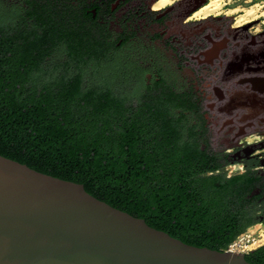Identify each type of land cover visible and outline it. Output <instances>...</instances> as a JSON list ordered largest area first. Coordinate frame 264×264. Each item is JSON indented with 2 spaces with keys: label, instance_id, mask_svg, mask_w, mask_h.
Segmentation results:
<instances>
[{
  "label": "trees",
  "instance_id": "trees-1",
  "mask_svg": "<svg viewBox=\"0 0 264 264\" xmlns=\"http://www.w3.org/2000/svg\"><path fill=\"white\" fill-rule=\"evenodd\" d=\"M130 81L108 25L63 0H0V155L184 243L226 250L256 222L264 178L251 167L215 174L225 162L201 113ZM245 259L264 264V244Z\"/></svg>",
  "mask_w": 264,
  "mask_h": 264
},
{
  "label": "flooded vegetation",
  "instance_id": "flooded-vegetation-1",
  "mask_svg": "<svg viewBox=\"0 0 264 264\" xmlns=\"http://www.w3.org/2000/svg\"><path fill=\"white\" fill-rule=\"evenodd\" d=\"M63 1L76 14L108 25L143 95L179 97L201 113L209 148L225 162L215 174L230 178L251 167L264 178V151L257 152L264 148V33L248 36L249 20L236 24L229 13L196 14L206 0L163 6L160 0ZM239 163L243 171L228 175L227 165ZM260 194L257 185L248 197ZM257 203L254 219L261 223L264 194Z\"/></svg>",
  "mask_w": 264,
  "mask_h": 264
},
{
  "label": "water",
  "instance_id": "water-1",
  "mask_svg": "<svg viewBox=\"0 0 264 264\" xmlns=\"http://www.w3.org/2000/svg\"><path fill=\"white\" fill-rule=\"evenodd\" d=\"M0 264L252 263L184 243L80 183L0 155Z\"/></svg>",
  "mask_w": 264,
  "mask_h": 264
},
{
  "label": "rangeland",
  "instance_id": "rangeland-1",
  "mask_svg": "<svg viewBox=\"0 0 264 264\" xmlns=\"http://www.w3.org/2000/svg\"><path fill=\"white\" fill-rule=\"evenodd\" d=\"M206 2H209V0H206ZM250 6L254 7L255 10V16L248 18V22H246L247 25H249L248 33L247 35H256L258 33H264V0H223L222 6L220 9H218L217 12L220 13H229L232 14L236 19H239V15L243 14L244 12L241 9L248 8ZM237 7L240 8L236 12H230V9ZM215 13V12H214ZM246 20V21H247ZM244 22H236V24H242ZM245 24V25H246ZM132 82V80L130 81ZM131 84V83H130ZM263 149H260L258 147V153L263 152ZM264 171V164L261 166ZM228 169L227 174H235V173H241L243 169L245 168L241 163L239 164H232L227 165L226 167ZM237 241H242L243 245L245 246L246 251H251L259 246L264 244V221L255 223L254 225L250 226L245 230V232L241 235H239L237 238ZM256 246V247H255Z\"/></svg>",
  "mask_w": 264,
  "mask_h": 264
},
{
  "label": "bare ground",
  "instance_id": "bare-ground-1",
  "mask_svg": "<svg viewBox=\"0 0 264 264\" xmlns=\"http://www.w3.org/2000/svg\"><path fill=\"white\" fill-rule=\"evenodd\" d=\"M222 1L223 0H209L205 5L201 7V9L196 12V14H208L212 12H217L218 9L221 8L222 6ZM231 1V0H228ZM171 0H160L158 3V6H163L167 3H170ZM238 9L237 7H234L230 9V12H236ZM244 13L240 14L238 17L239 19L237 20L238 23L240 22H245L248 18L255 16V10L253 6H250L248 8L241 9ZM264 13V12H263ZM256 247V246H255Z\"/></svg>",
  "mask_w": 264,
  "mask_h": 264
},
{
  "label": "built area",
  "instance_id": "built-area-1",
  "mask_svg": "<svg viewBox=\"0 0 264 264\" xmlns=\"http://www.w3.org/2000/svg\"><path fill=\"white\" fill-rule=\"evenodd\" d=\"M244 248L245 246L243 245L242 241H237V239H235L226 250L236 253H248L249 251H246Z\"/></svg>",
  "mask_w": 264,
  "mask_h": 264
}]
</instances>
